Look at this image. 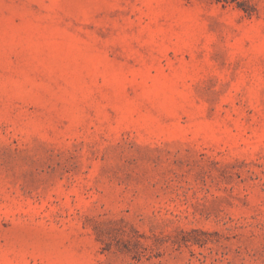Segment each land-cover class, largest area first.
Segmentation results:
<instances>
[{"label": "rangeland", "instance_id": "1", "mask_svg": "<svg viewBox=\"0 0 264 264\" xmlns=\"http://www.w3.org/2000/svg\"><path fill=\"white\" fill-rule=\"evenodd\" d=\"M0 264H264V0H0Z\"/></svg>", "mask_w": 264, "mask_h": 264}]
</instances>
